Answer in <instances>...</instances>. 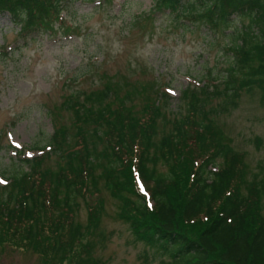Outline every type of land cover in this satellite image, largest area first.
I'll list each match as a JSON object with an SVG mask.
<instances>
[{
	"label": "trees",
	"instance_id": "obj_1",
	"mask_svg": "<svg viewBox=\"0 0 264 264\" xmlns=\"http://www.w3.org/2000/svg\"><path fill=\"white\" fill-rule=\"evenodd\" d=\"M73 1L0 0V14H9L25 37L34 31L51 33L54 23H65L63 11ZM109 1L99 0L97 7ZM151 12L202 21L212 31L220 25L231 29L233 61L225 87L203 88L226 97L212 113L236 107L243 83L253 84L252 77L264 90V0H155ZM58 25L62 29L56 33L74 26ZM114 84L108 80L103 88L63 101L80 128L73 144L69 129L56 127L49 150L30 147L45 150L44 155L19 159L28 168L21 165L8 176L0 171V178L8 179L0 182V247L34 250L45 264H90L81 255L87 251L83 242L99 225L105 201L99 198L89 206L84 226L76 219L77 200L98 196L103 181L120 202L117 217L129 224L135 239L172 264H264V167L261 177L245 176L244 153L222 139L198 96L192 105L199 106L201 119L193 110L158 140L159 102L151 100L140 112L125 104L114 108L112 96L119 94ZM184 93L189 96L187 89ZM162 94L168 103L170 96ZM53 151L65 155L63 163L43 168L44 156ZM158 163L167 171L159 170Z\"/></svg>",
	"mask_w": 264,
	"mask_h": 264
},
{
	"label": "rangeland",
	"instance_id": "obj_2",
	"mask_svg": "<svg viewBox=\"0 0 264 264\" xmlns=\"http://www.w3.org/2000/svg\"><path fill=\"white\" fill-rule=\"evenodd\" d=\"M155 0H111L101 7L99 0H74L63 11L65 23H54L51 33L34 31L27 37L9 14H0V171L7 176L19 171L20 158L44 155L56 127L69 129L71 144L80 131L73 111L62 103L70 94L100 89L108 80L116 86L114 108L125 104L136 112L151 100L159 102L158 140L176 122L195 111L192 100L203 99L205 109L222 130L221 137L244 153L245 176H262L264 167V90L257 77L243 83L236 107L212 113L226 101L223 94H211L204 85H218L223 91L231 61V29L218 31L204 24L152 15ZM244 23L248 24L249 19ZM58 24H70L68 31ZM241 77V76H240ZM136 87V88H134ZM188 95L194 90L196 94ZM127 93L130 99L127 100ZM170 99L166 103L165 95ZM115 99V101H113ZM206 100V101H205ZM205 101V102H204ZM190 111V112H189ZM137 114V113H136ZM195 121V119H194ZM199 121V120H198ZM71 145H66L69 150ZM23 151L21 154L19 151ZM51 151V149H50ZM65 155L56 151L44 156L43 168L57 169ZM158 163V169L167 171ZM4 185L8 179L0 178ZM101 193L77 200V221L86 226L90 205L105 201L99 225L84 239L81 254L90 264H172L165 255L137 241L129 224L117 217L120 202L100 183ZM93 247L92 253L88 252ZM80 249L78 250L79 253ZM0 264H45L41 254L11 245L0 247ZM63 264H76L74 261Z\"/></svg>",
	"mask_w": 264,
	"mask_h": 264
},
{
	"label": "snow or ice",
	"instance_id": "obj_3",
	"mask_svg": "<svg viewBox=\"0 0 264 264\" xmlns=\"http://www.w3.org/2000/svg\"><path fill=\"white\" fill-rule=\"evenodd\" d=\"M141 191H144L143 187H141Z\"/></svg>",
	"mask_w": 264,
	"mask_h": 264
}]
</instances>
